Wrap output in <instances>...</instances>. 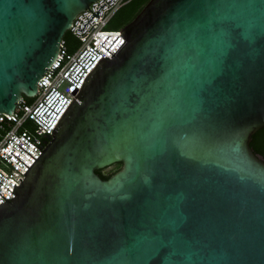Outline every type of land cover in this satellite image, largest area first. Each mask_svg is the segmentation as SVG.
<instances>
[{"label": "water", "instance_id": "1", "mask_svg": "<svg viewBox=\"0 0 264 264\" xmlns=\"http://www.w3.org/2000/svg\"><path fill=\"white\" fill-rule=\"evenodd\" d=\"M94 1L0 0V112ZM123 30L0 204V264H264V0H150Z\"/></svg>", "mask_w": 264, "mask_h": 264}, {"label": "built area", "instance_id": "2", "mask_svg": "<svg viewBox=\"0 0 264 264\" xmlns=\"http://www.w3.org/2000/svg\"><path fill=\"white\" fill-rule=\"evenodd\" d=\"M109 1L95 0L75 17L68 31L78 44L71 51L68 41L62 38L56 59L38 81L34 100L22 96L10 114L0 112V204L16 196L15 184H21L24 173L45 150L47 138L79 96L87 78L126 42L123 28L110 29L109 25L130 0ZM103 4L99 17L95 16Z\"/></svg>", "mask_w": 264, "mask_h": 264}, {"label": "trees", "instance_id": "3", "mask_svg": "<svg viewBox=\"0 0 264 264\" xmlns=\"http://www.w3.org/2000/svg\"><path fill=\"white\" fill-rule=\"evenodd\" d=\"M149 1L150 0H130L128 3L122 6L115 13L112 19V21L116 22V24L119 26L117 29L124 28L128 23H130ZM64 38L68 41L69 49L72 51L77 46L78 40L70 33V31L65 33ZM28 100L32 102L34 98L28 97ZM252 148L257 155L263 157L264 159V127L254 133ZM122 167L123 163L117 162L110 165L109 167L97 170V173L103 179H108L109 176L121 170Z\"/></svg>", "mask_w": 264, "mask_h": 264}, {"label": "rangeland", "instance_id": "4", "mask_svg": "<svg viewBox=\"0 0 264 264\" xmlns=\"http://www.w3.org/2000/svg\"><path fill=\"white\" fill-rule=\"evenodd\" d=\"M119 26L116 24V22L112 21L109 25L110 29H117Z\"/></svg>", "mask_w": 264, "mask_h": 264}, {"label": "flooded vegetation", "instance_id": "5", "mask_svg": "<svg viewBox=\"0 0 264 264\" xmlns=\"http://www.w3.org/2000/svg\"><path fill=\"white\" fill-rule=\"evenodd\" d=\"M50 141V140H49Z\"/></svg>", "mask_w": 264, "mask_h": 264}]
</instances>
